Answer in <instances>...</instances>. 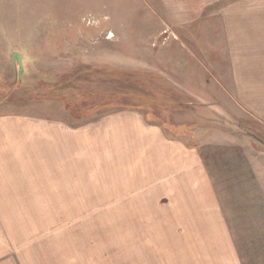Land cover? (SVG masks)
Listing matches in <instances>:
<instances>
[{"label":"rangeland","instance_id":"1","mask_svg":"<svg viewBox=\"0 0 264 264\" xmlns=\"http://www.w3.org/2000/svg\"><path fill=\"white\" fill-rule=\"evenodd\" d=\"M242 40L264 46V0H0V116L87 124L140 110L199 147L222 206L184 218L167 197L93 193L99 179L64 202L48 177L38 201L0 203V264H264V73L238 90Z\"/></svg>","mask_w":264,"mask_h":264},{"label":"crops","instance_id":"2","mask_svg":"<svg viewBox=\"0 0 264 264\" xmlns=\"http://www.w3.org/2000/svg\"><path fill=\"white\" fill-rule=\"evenodd\" d=\"M165 1L167 5L169 0ZM189 16L183 18L195 21ZM184 23L180 19L174 25L182 27ZM260 37L255 35L252 40ZM260 41L248 46L242 40L230 48L234 56L229 71L238 90L245 86V90L254 89L259 81L255 74L264 73V63L256 66V62H264V51H258L264 49ZM257 97L264 101V95ZM121 109L87 124L71 117L23 113L0 116V203L38 201L36 194L48 195V185L40 183L48 177L63 182L61 192L67 198L60 201L80 202L84 201L79 196L84 195L85 188H92L87 181L99 179L103 191L93 188V193L120 196L124 192L157 200L167 197L168 202L178 205L180 210H176L184 218L185 213L194 217V212L210 209L220 214L222 206L199 147H188L162 126L149 123L140 110ZM253 111L264 115L263 111ZM249 155L259 166L257 155ZM112 178L129 179L125 185L132 189L116 190L109 181Z\"/></svg>","mask_w":264,"mask_h":264},{"label":"water","instance_id":"3","mask_svg":"<svg viewBox=\"0 0 264 264\" xmlns=\"http://www.w3.org/2000/svg\"><path fill=\"white\" fill-rule=\"evenodd\" d=\"M12 60H13V63L15 65V68L18 69V78H19V80H21L22 79V73L24 71L22 54L20 52L14 51L12 53ZM253 136L254 137H257L255 135H253Z\"/></svg>","mask_w":264,"mask_h":264}]
</instances>
